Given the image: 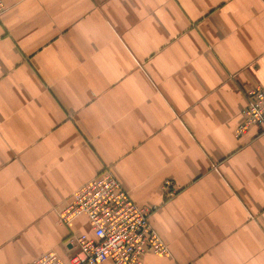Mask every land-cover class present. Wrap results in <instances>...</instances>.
<instances>
[{
  "label": "crops",
  "instance_id": "obj_1",
  "mask_svg": "<svg viewBox=\"0 0 264 264\" xmlns=\"http://www.w3.org/2000/svg\"><path fill=\"white\" fill-rule=\"evenodd\" d=\"M0 1V264L66 258L104 168L169 249L143 264H264V131L234 135L264 0Z\"/></svg>",
  "mask_w": 264,
  "mask_h": 264
},
{
  "label": "built area",
  "instance_id": "obj_2",
  "mask_svg": "<svg viewBox=\"0 0 264 264\" xmlns=\"http://www.w3.org/2000/svg\"><path fill=\"white\" fill-rule=\"evenodd\" d=\"M4 10L0 1V16ZM244 97L243 121L234 130L236 137L252 126L264 131V87L249 89ZM163 189L168 195L174 190L169 182ZM150 214L151 209L134 203L118 179L104 168L72 195L59 215L62 224L84 217L91 234L71 238V253L66 258L50 252L30 264H143L149 254L166 256L169 249L150 226Z\"/></svg>",
  "mask_w": 264,
  "mask_h": 264
}]
</instances>
